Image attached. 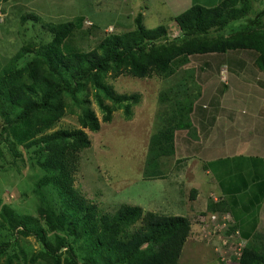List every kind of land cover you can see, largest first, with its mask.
<instances>
[{"label":"trees","instance_id":"trees-1","mask_svg":"<svg viewBox=\"0 0 264 264\" xmlns=\"http://www.w3.org/2000/svg\"><path fill=\"white\" fill-rule=\"evenodd\" d=\"M254 1L219 0L211 6L194 1L173 16L177 35H171L164 23L146 27L144 15L138 11L132 29L109 32L88 50L65 45L76 28L72 21L45 24L51 32L48 41L42 42L24 62L20 63L29 52L25 47L0 67V142L15 158L20 153L18 147L29 150L42 170L35 182L42 196L39 216L16 213L2 204L0 228L15 237L33 236L41 243L42 249L32 261L42 258L47 264L178 263L191 229L189 218L144 211L138 205L124 203L114 213H105L75 188L78 154L90 145L83 128L97 131L100 127L86 89H94L102 120L108 122L120 108L130 118L132 107L141 100L139 92H117L108 77L129 73L137 78L156 76L169 80L158 93L159 124L149 138L142 174L144 179H163V165L176 152L175 133L190 128L189 115L201 95L200 87H195L194 70L185 67L190 56L253 50L255 64L264 72V9L250 17ZM28 19L38 21L40 17L32 13L21 16L22 21ZM233 21L238 24L226 30ZM181 70L183 73H179ZM65 96L79 109L80 127L54 129L64 114ZM194 133L190 136L194 137ZM230 181L219 183L229 199L211 202L208 210H233L240 219L246 204L239 206L238 199H249V186L255 183L258 193L254 194L253 204L260 202L264 179L257 175L243 184ZM48 189L55 192L54 201L48 202L43 195ZM138 222L139 226L134 227ZM231 226L251 239L242 247L238 264H264V229L257 231L253 224L241 228L238 221ZM8 244L9 241L2 242L1 251ZM19 260V254H11L0 264H19Z\"/></svg>","mask_w":264,"mask_h":264},{"label":"rangeland","instance_id":"rangeland-1","mask_svg":"<svg viewBox=\"0 0 264 264\" xmlns=\"http://www.w3.org/2000/svg\"><path fill=\"white\" fill-rule=\"evenodd\" d=\"M218 1L198 0L207 6ZM176 6L165 0H0V67L25 47L29 52L20 63L24 62L42 42L48 41L51 32L45 24L72 21L76 28L65 45L81 50L91 49L109 32L132 29L138 11L144 15L146 27L164 23L171 35H177L173 15L182 12L186 5ZM261 9L264 0H255L249 16ZM28 13L40 19L22 21L21 16ZM237 24L229 23L226 30ZM255 56L253 50L190 56L185 67L194 70L195 87H200L201 95L189 115L190 128L175 133L176 152L163 165V179H144L142 174L149 138L159 124L158 93L169 80L156 76L137 78L129 73L108 77L119 93H141L130 118L120 108L108 122L102 120L94 89L87 87L89 105L95 110L100 127L97 131L83 128L90 145L78 154L75 188L105 213H114L124 203L138 205L144 211L189 218L190 233L177 264H238L242 247L251 239L231 229V225L238 221L241 228L249 226L258 216L248 207L247 197L238 202L239 206L246 204L240 219L233 210L210 212L208 204L229 199L220 184L228 180L239 184L242 177L251 181L252 172L248 170L264 177V118L256 115V119H226L230 113H264V72L256 66ZM64 102V114L54 129L80 127L78 107L67 96ZM193 131L194 137L190 136ZM18 151L15 158L0 142V208L6 204L16 213L38 217L42 196L35 182L42 170L29 150L18 147ZM193 190L194 199L190 196ZM43 195L48 202L56 198L52 189L44 190ZM260 215L263 222L259 228L263 230L264 208ZM137 226L139 222L134 227ZM5 240L10 244L1 251ZM0 242L1 263L7 255L19 254V264H47L42 258L31 260L42 249L33 236L15 237L0 228Z\"/></svg>","mask_w":264,"mask_h":264},{"label":"crops","instance_id":"crops-1","mask_svg":"<svg viewBox=\"0 0 264 264\" xmlns=\"http://www.w3.org/2000/svg\"><path fill=\"white\" fill-rule=\"evenodd\" d=\"M165 1H168L169 2V5L170 6H175V7H177L176 6V4L177 5H184V7H185V5H186V7L183 9V10H185L186 8H188L189 6H191V4L194 2V1H197L198 2V0H191V3H190V1H189V3L187 2V0H165ZM174 1V2H173ZM206 1V3H208V1L210 2V1H213V0H205ZM170 2H172V4H170ZM176 3V4H175ZM202 4V3H201ZM179 8V7H178ZM182 10V11H183ZM174 16V15H173ZM261 88V87H260ZM260 94V93H259ZM231 114V117H228V114L226 115V119H228V120H231V119H244V120H247V119H256L257 118V116L258 117H260L261 119H263L264 118V113H260V112H258V113H252V111L248 114L250 117L249 118H246L248 115H240L239 113H237L236 115H232V113H230ZM257 115V116H256ZM246 118V119H245ZM249 172H252V177H251V179L252 180H254L255 178H256V176L257 175H261V174H259V173H257L256 171H251V170H248ZM262 176V175H261ZM263 179H264V177H263ZM243 182H244V178L242 177V179H241V184H243ZM229 183H232L230 180H228V182L227 183H225V184H229ZM249 187H251L250 188V190H251V192H250V197H249V199H248V204H249V207H250V209H253V210H255V212H256V216H258V218H256V222L253 224V225H256V230L258 231H260L261 229L259 228L260 226H262L261 224H262V216L260 215V211H262V209L264 208V195H263V198L260 200V202H258L257 204H253V199H254V194H256V193H258V188H257V185L255 184V183H252ZM238 202H240L241 203V199L239 200L238 199ZM249 213V212H248Z\"/></svg>","mask_w":264,"mask_h":264}]
</instances>
